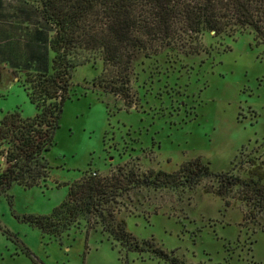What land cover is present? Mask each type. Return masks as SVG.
Returning <instances> with one entry per match:
<instances>
[{
	"label": "rangeland",
	"instance_id": "374dc122",
	"mask_svg": "<svg viewBox=\"0 0 264 264\" xmlns=\"http://www.w3.org/2000/svg\"><path fill=\"white\" fill-rule=\"evenodd\" d=\"M17 1L21 9L31 2ZM28 39L20 35L22 48ZM36 42L0 64V119L8 111L24 118L37 112L22 81L29 70L51 71V52ZM198 47L196 54L137 57L132 107L93 84L100 59L73 72L70 98L45 154L46 181L30 189L13 184L0 196V264H264V214L245 218L248 205L206 193L202 184L135 190L122 199L118 217L137 239L154 238L168 259L113 248L84 221L55 238L22 219L49 214L67 195L58 183L88 169L107 174L128 162L138 170L173 171L200 156L213 171H223L233 161L264 159V47L250 33H204Z\"/></svg>",
	"mask_w": 264,
	"mask_h": 264
},
{
	"label": "trees",
	"instance_id": "16d2710c",
	"mask_svg": "<svg viewBox=\"0 0 264 264\" xmlns=\"http://www.w3.org/2000/svg\"><path fill=\"white\" fill-rule=\"evenodd\" d=\"M31 1L35 4L27 6V14L38 16L49 34L51 71L29 70L23 78L22 85L37 110L33 117L8 111L0 119V146L4 145L0 157L5 161L0 169V196L7 195L13 184L30 189L46 181L45 154L54 144L64 104L70 98L73 72L79 66L95 65L100 59L102 71L93 84L132 107L134 62L140 55L196 54L204 33L231 37L250 33L256 45L264 47V0ZM238 162L223 171H213L200 156L173 171L138 170L128 162L107 174L88 169L70 183H58L67 186V195L49 214H28L22 219L43 236L55 238L84 221L88 229L105 235L113 248L119 245L126 253L149 252L168 259L169 253L154 238L137 239L126 220L118 217L122 199L135 190H193L202 184L206 193L244 202L249 206L244 217L255 219L264 214V159ZM240 170L246 176L237 173Z\"/></svg>",
	"mask_w": 264,
	"mask_h": 264
},
{
	"label": "crops",
	"instance_id": "0c3cea01",
	"mask_svg": "<svg viewBox=\"0 0 264 264\" xmlns=\"http://www.w3.org/2000/svg\"><path fill=\"white\" fill-rule=\"evenodd\" d=\"M17 2V0H0V17L6 19L0 20V64L4 63L3 59L6 55L17 57L26 46L37 43L36 41L40 39L45 44V48L47 47L49 34L40 26L42 24L39 17L29 16L26 12L27 6H34V3L31 1L30 4H23L21 9ZM21 34L28 35L29 38L23 48L19 44Z\"/></svg>",
	"mask_w": 264,
	"mask_h": 264
}]
</instances>
